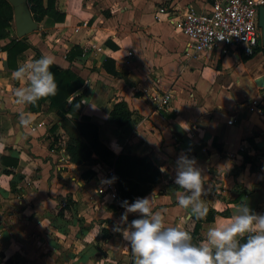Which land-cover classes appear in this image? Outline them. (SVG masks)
Here are the masks:
<instances>
[{"label": "crops", "instance_id": "obj_1", "mask_svg": "<svg viewBox=\"0 0 264 264\" xmlns=\"http://www.w3.org/2000/svg\"><path fill=\"white\" fill-rule=\"evenodd\" d=\"M187 3L198 12L208 9L205 0H53L61 21L44 16L36 22L15 65L48 55L54 65L76 74L82 80L75 91L80 114L96 124L99 138L115 154L122 150L152 160L161 180L143 197L152 196L153 211L162 214L165 226L189 233L194 217L178 205L176 193L183 189L174 179L178 157L194 159L205 183L201 199L229 213L200 223L202 242L207 227L230 218L233 204L246 201L253 212L264 213V157L259 172L249 171L248 164L240 168L243 155L264 153V123L255 112L259 102L264 113V90L253 83L263 72L264 56L259 50L242 61L243 53L235 49L236 60L225 69L228 56L216 51L186 55V38L155 14L158 6L176 9ZM12 26L10 38L16 37ZM7 41L0 39V47ZM72 45L81 53L66 60ZM12 72L0 49V264H133L130 245L116 228H127L139 213H128L125 222L124 208H91L94 178L82 179L87 167L67 160L59 117L45 102L36 112L18 104L13 90L24 81L13 80ZM163 91L169 102L158 109L148 94ZM117 102L131 112L121 126L108 115ZM21 110L31 114V126L19 123ZM95 164L89 167L92 174ZM67 194L81 230L76 220L63 223L56 217ZM63 219L70 220L69 213Z\"/></svg>", "mask_w": 264, "mask_h": 264}, {"label": "clouds", "instance_id": "obj_2", "mask_svg": "<svg viewBox=\"0 0 264 264\" xmlns=\"http://www.w3.org/2000/svg\"><path fill=\"white\" fill-rule=\"evenodd\" d=\"M54 60L48 55L18 65L12 79L24 81L13 90L17 103L35 106L57 90L50 68ZM22 126H31L30 113L18 114ZM113 180L115 177L112 178ZM174 183L183 189L176 193L177 203L187 210L189 218L206 219L208 207L201 199L205 192L202 171L194 159L181 155L176 161ZM152 196L123 201L121 219L128 213H139L127 228L117 227L128 242L133 264H264V213L253 212L246 201L231 206V216L224 222L207 227L205 239L193 243L191 234L176 226H165L164 217L153 211Z\"/></svg>", "mask_w": 264, "mask_h": 264}, {"label": "trees", "instance_id": "obj_3", "mask_svg": "<svg viewBox=\"0 0 264 264\" xmlns=\"http://www.w3.org/2000/svg\"><path fill=\"white\" fill-rule=\"evenodd\" d=\"M31 18L39 22L44 16L50 17L53 21H61L62 14L53 8V0H46L43 5L42 0H26ZM12 26V7L6 0H0V39L8 38V41L0 47L5 52V64L8 71L16 69L15 56L27 48L25 36L19 38H10ZM262 50L256 46L248 55L239 54L242 61L251 58L257 51ZM81 53V48L72 45L65 53L66 60H72L74 56ZM54 74L57 90L54 95L40 99L35 106L28 105L31 112L39 110L41 103H46L48 110L54 112L59 117L60 127L66 135L64 142V153L67 160L75 165L87 167L80 173L82 179H88L93 176L89 167L97 162L111 165L115 174L116 181V200L107 205V208H123L122 202L127 200L128 203L135 197H143L160 182L161 174L158 167L148 156H138L128 151H120L115 154L109 145L101 140L98 136L97 126L83 114H80L81 102L79 94L75 91L81 86L82 80L68 68H59L52 65L50 68ZM109 118L115 125H124L130 118L131 112L127 109L124 102H117L109 110ZM264 153L259 155H243L240 168L248 164L251 172H259L260 159ZM1 159V157H0ZM16 165L13 159L11 166ZM208 207V206H207ZM63 213V215H62ZM65 213H69L70 220L63 219ZM228 216V211L217 212L208 207L206 219L197 220L193 218V227L190 232L193 237V243H200L201 236L198 233L200 223L210 222L215 215ZM56 217L63 223H71L76 220L79 230V219L76 218L75 202L69 194L65 195L64 207L59 209ZM62 223V224H63ZM104 235L107 231L101 229Z\"/></svg>", "mask_w": 264, "mask_h": 264}, {"label": "built area", "instance_id": "obj_4", "mask_svg": "<svg viewBox=\"0 0 264 264\" xmlns=\"http://www.w3.org/2000/svg\"><path fill=\"white\" fill-rule=\"evenodd\" d=\"M205 2L208 9L203 12L196 11L190 3L176 9L158 6L155 19L160 20V15H163V20L186 38L183 48L186 55L216 51L223 56L231 49H238L244 55L250 54L257 46L259 37L257 9L258 6L264 5V0H205ZM82 25L85 26V22ZM91 47L94 51H101L99 46ZM130 55V51L126 52L127 57ZM148 98L155 103L156 108L162 109L168 104L170 95L168 91L161 94L151 92ZM259 104L258 102L255 112L264 123V113ZM232 121L233 118L230 117L226 124H231ZM228 155L232 156L230 153ZM113 177L115 174L111 165L102 162L94 165L95 183L92 195L88 197L91 206L101 208L116 200V181L112 179ZM63 207L62 199L58 208Z\"/></svg>", "mask_w": 264, "mask_h": 264}, {"label": "water", "instance_id": "obj_5", "mask_svg": "<svg viewBox=\"0 0 264 264\" xmlns=\"http://www.w3.org/2000/svg\"><path fill=\"white\" fill-rule=\"evenodd\" d=\"M12 7V20L14 26V35L22 37L36 29V22L31 18L26 0H6ZM257 25L259 27V45L262 48L264 56V5L258 6ZM255 86L264 90V67L263 72L253 79ZM264 96V92H263ZM104 255L98 248V253Z\"/></svg>", "mask_w": 264, "mask_h": 264}, {"label": "rangeland", "instance_id": "obj_6", "mask_svg": "<svg viewBox=\"0 0 264 264\" xmlns=\"http://www.w3.org/2000/svg\"><path fill=\"white\" fill-rule=\"evenodd\" d=\"M12 28H13V26H12ZM259 43H260V41H259V37H258L257 46H259ZM237 53H238L237 50L231 49L227 54H225V56H228V58L224 61L225 69H227L234 62V60H236L235 54H237ZM253 62H254V60L252 61V63ZM237 187L239 188V185ZM91 208H93V210L96 209V211H98V209H99L98 207L94 208L93 206H91ZM106 208H107V206H106ZM94 220H96V219H94ZM102 250H103V247H102Z\"/></svg>", "mask_w": 264, "mask_h": 264}]
</instances>
